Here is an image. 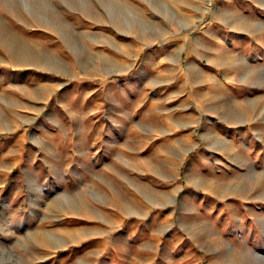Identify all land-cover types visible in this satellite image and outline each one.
I'll return each mask as SVG.
<instances>
[{"label":"rangeland","instance_id":"obj_1","mask_svg":"<svg viewBox=\"0 0 264 264\" xmlns=\"http://www.w3.org/2000/svg\"><path fill=\"white\" fill-rule=\"evenodd\" d=\"M0 264H264V0H0Z\"/></svg>","mask_w":264,"mask_h":264}]
</instances>
